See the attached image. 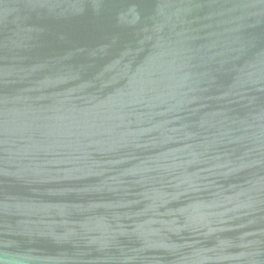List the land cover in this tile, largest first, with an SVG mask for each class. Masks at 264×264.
Masks as SVG:
<instances>
[{"label": "water", "instance_id": "95a60500", "mask_svg": "<svg viewBox=\"0 0 264 264\" xmlns=\"http://www.w3.org/2000/svg\"><path fill=\"white\" fill-rule=\"evenodd\" d=\"M0 264H264V0H0Z\"/></svg>", "mask_w": 264, "mask_h": 264}]
</instances>
